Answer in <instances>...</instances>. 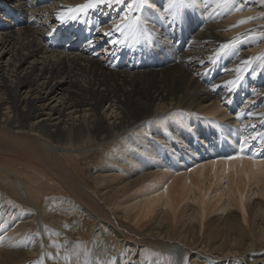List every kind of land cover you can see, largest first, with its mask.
<instances>
[{"label": "bare ground", "instance_id": "obj_1", "mask_svg": "<svg viewBox=\"0 0 264 264\" xmlns=\"http://www.w3.org/2000/svg\"><path fill=\"white\" fill-rule=\"evenodd\" d=\"M85 2L0 0V154L9 161L0 181L13 176L10 193L34 205L25 216L0 202V264L41 253L29 227L44 215L47 175L128 247L185 253L184 264H264V158L252 157L264 138V0H143L129 14L140 17L136 34L115 31L129 0L62 24L60 12ZM58 27L68 42L55 51L46 37ZM124 45L143 49L119 69ZM149 54L156 64L140 69ZM193 112L209 115L213 132L200 133ZM187 131L197 139L191 152ZM96 142L109 154L93 189L59 159Z\"/></svg>", "mask_w": 264, "mask_h": 264}, {"label": "rangeland", "instance_id": "obj_2", "mask_svg": "<svg viewBox=\"0 0 264 264\" xmlns=\"http://www.w3.org/2000/svg\"><path fill=\"white\" fill-rule=\"evenodd\" d=\"M191 114V116H193L191 117L192 119H198L201 122V128H198L200 133L205 135L209 128L213 132L215 121L211 122V124L205 122L209 115L204 117L194 112ZM219 121L221 122L220 125L229 123V120L226 119L220 118ZM180 130L185 133V131L182 130V127ZM162 134H165L164 130ZM167 135L173 141V137L169 132ZM187 136L190 138L189 152H191V149L194 146L193 143L195 141L197 143V139L195 135L189 133V131H187L186 139ZM191 138L193 141H191ZM96 143H93L90 149L78 153H71V155L69 154L70 156H68L69 158L61 156L59 159V164L66 170L67 174L75 180H80L91 185L93 189L96 188V184L98 185L95 177V170L109 154V149L106 148L108 143ZM178 155V158L180 157L179 159L181 160V154ZM0 161L9 164L6 157L1 154ZM196 167L197 166L191 165L189 171ZM12 168L19 172H24L22 167L20 168L16 163L12 164ZM27 173L32 175L30 170L27 171ZM10 178L11 180H14L13 176H10ZM44 179V181H52L50 187L47 186L44 188V186L41 188L42 191H39V194L41 195V212L44 214L41 215V219L44 220V222L36 219L33 222H30L29 227L32 234L39 235L42 250L38 256L33 258L34 262L28 261L25 264H149L152 261L161 264H184L183 255L185 253H180L183 254L181 256H179L180 254L175 256L171 253L160 255L159 252H153L149 249L141 251L140 248L136 246L128 247V244L121 242L119 239H114L112 235H108V229L103 230L104 233L101 232L102 229L99 228L97 221L89 218L83 213L82 209L75 201L74 196L65 189L60 182H53L56 181V179L48 175ZM11 180H5V183L0 181V202L5 200L8 206L16 209L25 216L33 213L34 205H32L28 199L25 198L24 201L30 205L29 207L24 206V203L19 201L13 193H10L12 189L15 188L13 186L14 182ZM226 182V178L222 179V185H226ZM205 183L208 186L209 180H206ZM214 187L212 185V189ZM2 209H0V212ZM37 217L39 216L37 215ZM42 222L45 225L43 227L46 231L44 234L42 233ZM59 229L61 230L58 231ZM95 236H99V238L104 239V241H98L99 239H95ZM197 263L209 264L207 260L204 259Z\"/></svg>", "mask_w": 264, "mask_h": 264}, {"label": "snow or ice", "instance_id": "obj_3", "mask_svg": "<svg viewBox=\"0 0 264 264\" xmlns=\"http://www.w3.org/2000/svg\"><path fill=\"white\" fill-rule=\"evenodd\" d=\"M173 5L179 6L183 3V0H172ZM113 4H125V0H86L85 3L80 4L76 7H68L66 10L59 13V18L61 20L77 19L81 14L86 13L90 9H95L100 5H113ZM143 5V0H129L127 3V13H125L119 23L115 24V31L119 33H124L127 29L129 33H138L141 24L139 16L129 15L130 13L137 12ZM113 44L119 43V40L113 39L111 41ZM243 152V149H241ZM244 155H233L228 157L230 160L234 159H244ZM251 158V157H248ZM167 191V189H165Z\"/></svg>", "mask_w": 264, "mask_h": 264}]
</instances>
